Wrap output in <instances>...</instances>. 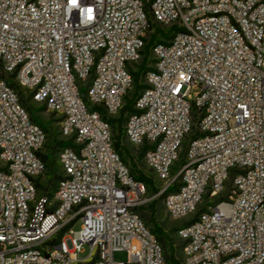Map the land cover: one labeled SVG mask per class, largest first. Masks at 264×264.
Segmentation results:
<instances>
[{"label":"built area","instance_id":"2783aa9c","mask_svg":"<svg viewBox=\"0 0 264 264\" xmlns=\"http://www.w3.org/2000/svg\"><path fill=\"white\" fill-rule=\"evenodd\" d=\"M154 26L166 38L149 43ZM146 44L121 132L146 145L151 194L110 121ZM9 82L72 140L50 196L35 184L45 132ZM157 197L187 220L181 264H264V0H0V264H164L135 210Z\"/></svg>","mask_w":264,"mask_h":264},{"label":"rangeland","instance_id":"374dc122","mask_svg":"<svg viewBox=\"0 0 264 264\" xmlns=\"http://www.w3.org/2000/svg\"><path fill=\"white\" fill-rule=\"evenodd\" d=\"M16 86V85H15ZM17 89L22 92L23 95H26V91L23 89L19 88L16 86ZM132 86L129 90L131 92ZM27 105L30 109V113L34 117V120L39 121L41 126L46 128L47 134H46V139L44 142V145L42 146L41 152L45 153L48 157L47 159V169L46 171L37 178L38 182L40 184H46L47 186L52 184L53 186L55 180H54V175L60 174V167L58 164V159H57V152L58 149H52V139H64L59 132V117L52 114L51 112L45 110L42 108L39 104H36L32 101H27ZM125 113V112H124ZM123 113V114H124ZM29 115V113H28ZM112 127H116V123H113ZM117 129V128H116ZM119 132L120 136V143L126 147L129 150V157L123 156L122 160L123 162L127 165L128 170L130 174H135L137 171L143 172L147 177H149L153 185L159 186L160 181L156 179L154 174L144 165L141 156H137V149H135L128 141L125 140V138L122 136L121 132V125H120V130H117ZM52 138V139H51ZM186 139H184L183 144H182V149L179 152V159L174 162L173 168L179 165L181 161L183 160L184 156V147L186 144ZM230 182L231 179L228 178L225 184V189L223 194H228L229 193V188H230ZM52 189L50 188V191ZM40 192V189L38 190ZM47 191V190H46ZM148 194H151L150 191H148ZM48 196L49 193L47 194ZM154 201V212L152 214L153 221H149V211L146 209V205L149 204L150 202L142 205L143 208L140 213L141 220L147 225V227L150 229L154 224L158 226L162 232V237H163V243L164 247L169 250V245L171 252L173 256L177 259L180 260L181 258V241L180 239L176 236V229L177 227L183 225L187 220L185 219H172L168 217L164 210H163V205H162V199L160 197H157L153 199ZM79 226V221L77 220L73 225L72 229H77ZM89 251V245L88 244H83L81 247V252H79V257H84ZM125 254L124 252H115L113 254V259L115 260H125Z\"/></svg>","mask_w":264,"mask_h":264},{"label":"trees","instance_id":"16d2710c","mask_svg":"<svg viewBox=\"0 0 264 264\" xmlns=\"http://www.w3.org/2000/svg\"><path fill=\"white\" fill-rule=\"evenodd\" d=\"M159 35V37L166 38V32H164L161 28H159L158 26H154V31L152 32L150 39H149V43L152 42L153 39H155V35ZM148 44L145 45L144 47V55L141 59V61L135 66L136 69L135 70H130L131 75H132V90L131 92H127L125 97H124V103L123 106L121 107V109L119 110V114L114 117V118H110V121L112 123H116V127H112V138H113V146L115 148V150L119 153L121 159L123 158V156H127L129 157V150L124 147L121 143H120V136L119 132H117V130H120V125L122 123L123 120V116L126 113H131L134 111V109L132 108V103H133V99L136 96L138 90L142 87L141 84H139V75L140 73L145 69V59H146V55L148 53ZM9 84L16 90L18 97H19V101L20 103L26 108V110L29 113V117L32 121L36 122L45 132V139H46V128L41 126L39 121L34 120V117L32 116V114L30 113V109L27 105V101H29V96L28 95H23L22 92H20L17 87L15 86V84H13L12 82H9ZM81 91H83V88H81ZM42 107V106H41ZM43 108V107H42ZM125 112V113H124ZM124 113V114H123ZM53 114V113H52ZM117 128V129H116ZM196 131L193 129L191 133H189L186 136V141L193 137L195 135ZM52 139V138H51ZM44 145V144H43ZM72 145V140L71 138H64V139H52V145L51 148L55 149L57 148L58 150L61 147L64 146H70ZM146 145H142L140 148L137 149V156H141L144 149H145ZM39 156L40 158L46 163V169H47V155L43 152H39ZM134 178L143 181L146 184L147 190L150 192H154L156 190V188L153 185L152 180L147 177L143 172L141 171H137L135 174H131ZM60 178V175H54V180L55 182L53 183L54 185L51 186L52 184H50V186L45 185L44 189L47 190L46 193L49 195H51L52 190L54 189V186L57 182V180ZM36 186H39L38 181L35 183ZM50 188L52 189L50 191ZM143 208V206H138L135 208V210L138 212V214L140 215L139 211H141ZM146 209L149 211V217L148 220L149 221H153L152 218V214L154 212V201L152 200L149 204L146 205ZM195 217V215L193 216V218ZM150 231L153 232L155 234V236L157 237L158 241L160 242L162 249H163V257H164V264H181L180 260L175 258L171 252L170 249V245H169V250L166 249L164 247V243H163V237H162V232L160 230V228L158 226H156L155 224L150 227Z\"/></svg>","mask_w":264,"mask_h":264}]
</instances>
